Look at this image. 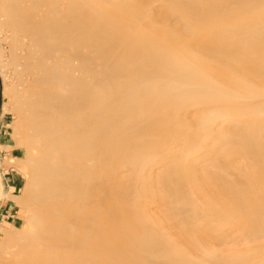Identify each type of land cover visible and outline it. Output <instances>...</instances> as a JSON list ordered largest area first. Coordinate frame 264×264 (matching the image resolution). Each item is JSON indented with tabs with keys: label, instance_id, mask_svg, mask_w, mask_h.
Here are the masks:
<instances>
[{
	"label": "rangeland",
	"instance_id": "obj_1",
	"mask_svg": "<svg viewBox=\"0 0 264 264\" xmlns=\"http://www.w3.org/2000/svg\"><path fill=\"white\" fill-rule=\"evenodd\" d=\"M31 1L32 0H0V264H144L143 260H146L148 256L152 255H154L158 261L161 259V261H167V259L171 258L181 261L183 264H187L181 252H184L185 248H187L186 251L191 252V258L195 257L194 259L201 264H264V236L252 241L243 239L245 231V228L242 226L243 219L233 216L232 214L226 215L228 205H226L225 202L223 203L222 199H218L220 197L217 198V195H219L218 190H212L214 194L211 193L212 191H210V193L205 192L202 187L203 185H201L198 186L196 189L197 191H193L196 192L194 199L196 200V206H198V208L195 206V209L201 211V217L198 222H205L207 229L206 235H196L193 238V240L198 243L195 244L197 246L194 249L195 251L193 250L194 252H192L188 247H192L191 242L189 243L186 241L184 236L178 233L179 231L177 229H172L173 226L171 223L174 220L176 221L175 215L177 214H171L174 220L173 218H169L166 216L167 212L164 211L167 208L164 209L165 206L162 207L159 204L158 199L160 198L161 191H158L160 189L163 190L162 184L167 180L162 177L160 178L157 171L151 173V178L147 176L145 179L135 180L136 182L132 180L133 169L131 170V167L133 166L131 162L140 160V158L146 156V153H157L158 156H162L164 159L167 157L165 162L169 164L170 167L183 166L185 161L188 162L187 164H190L189 162L210 163L212 160L220 158V161L215 160V163L211 165L210 171L213 173L219 174L224 170L232 168L241 174L247 172L251 164L245 167L244 165H240V161H236L234 164L227 167L230 158H238L243 155L237 152L223 154V145L218 151L210 149L209 144L212 143V141L215 143H222V139L224 138L223 132L229 127V125L225 123H221V125H225V127H219L220 124L215 122L217 118L221 119L224 117H221L222 115L220 113H224L223 115L226 114L223 107H221L222 111H218V108H216L217 106H214V109H217L216 111L220 115L216 113V119H211L212 122H210L209 118V120H205V117H203L206 114H210L209 112L214 109H211V107L206 108V106L203 107L202 104L208 105L210 102L220 101L222 98L219 99V91L215 94H204V96H200L199 93H188L186 95L184 93V95L180 96L181 100L189 104L180 103V101H178L179 98H177L176 102H178V105H185V109L183 110L184 113L187 114L190 112L191 114L189 113V118H187V122L185 121L186 123H184L183 126H178H182L183 129L180 130L181 128H177L171 137L168 138L164 137L159 130L152 129L151 126L144 124L143 119H141L138 114L142 111L151 114V108L154 107L155 104L150 102V99L148 100L150 103L137 101L129 104H119L117 107L119 111H117L116 108L104 119L107 123L109 122L108 124L113 122L118 126L109 127L103 131V135L98 139V142L102 144L104 141V148L102 151L94 154V156L92 154L93 151H87L85 148H82L84 147L83 143L76 144L73 140L70 134L72 129L68 126V121L66 119L67 115L64 114L58 99L59 95L67 94L69 91H76L79 97H81L83 90H87L86 92L91 94L90 97L89 94L87 97L89 103L93 101L99 105V99L105 100L107 94H105L106 92L99 83L101 80H104L106 76L105 66L107 61H105L104 53L109 52L111 49L118 53H122L127 50V47H134L136 53L140 55H144L148 49L159 51L161 54H164V58L168 57L167 59L179 62L177 65L169 67L166 73L176 70V67L186 69L188 66L187 61H189L188 56L190 53L193 54V51L191 49L182 51L181 47L185 44V41H188L186 39L168 41L160 37L172 31L169 24L163 22L168 15L183 16V20L184 17L188 20L195 15L202 16L208 14L204 16L206 20L204 19L202 25L192 23L188 20L192 28L197 29L198 32L200 30L202 31H200L199 40L203 43H207L206 32L209 33L213 31V27L218 30L221 28L222 30H219L221 36L229 37L231 31L228 27L240 26L247 21L253 23L257 22L259 16L264 15V6H259L249 11L237 9L236 5L230 3L228 0H184L187 1V3L196 4V8L187 7L183 0H108L104 5L106 9H101L94 13L93 23L91 24L93 32L91 35L89 34L87 37L86 34H83L85 33L84 30V32L77 35H63L56 38L52 37L49 32V27H47V25H51L52 21L59 16L58 12L52 11L50 13L49 11L50 5L53 4L55 0L53 2L52 0H40L35 6ZM122 2L131 4L133 6L132 9L120 8L119 4ZM115 3L117 4L115 5ZM201 4H203V6ZM115 6H117V8ZM140 6H149V8L152 6L146 21L144 18H141L144 19L141 22L138 20ZM37 9L39 10L37 11ZM35 11H37V13ZM111 13L114 14L112 15ZM136 13H138L137 17L134 16ZM109 14L112 16H109ZM119 14L126 19H122ZM153 14L156 18H154ZM102 18L103 20H101ZM133 18L136 19L133 20ZM152 18L153 20L155 19L154 22L151 21ZM127 19H129L130 22ZM131 20L135 21V24ZM116 21H123L122 23L125 25H118ZM101 22L105 24V29L108 31V34L105 36L102 35L100 30V26H102ZM147 22H149L148 25ZM152 22L155 25H151ZM27 29L31 31V35H28ZM36 29H39L41 32L35 33L34 31ZM116 29L118 33H116ZM121 29H123L122 38L124 39L112 37L115 34L119 36ZM135 29H138L137 32ZM154 29H159L158 31L162 32L159 37L157 33L153 32ZM127 39L131 41V44H129ZM141 44L146 45V48L139 47ZM121 47L123 49H121ZM256 48H259V46L257 45ZM229 51L235 52L236 48H232ZM53 54L55 56H53ZM131 61L132 63L130 62V66L132 67L136 62L133 60ZM67 63H74L77 65L78 71H72L67 66ZM112 63H116L117 65L123 64L124 59H113ZM38 66H40V68ZM27 67L39 70V81H33L31 75L26 72ZM100 71L102 73H100ZM67 72L69 74H67ZM71 72H73V74ZM61 74H64L70 81V86L54 81L52 82L51 78ZM71 74L75 77H72ZM71 77L72 80L74 79L73 81L70 79ZM238 78L241 77H232L230 83L232 80H237ZM203 87H207L206 89H210L211 92L220 89L221 91L222 89H230L227 87H219L220 89L217 88L216 90L215 86L209 82L204 83ZM211 87L214 89L212 90ZM244 87L248 90V94L251 97L247 102H244L243 99L238 101V105L234 107L232 119L234 118L235 120L236 118H240V120H237L241 121L242 119L247 126L252 125V122L255 120L264 125V79L257 80L255 78H250ZM33 90L39 91L45 95L39 111H41L40 117L44 120L43 123L48 124V129L45 130L46 136L41 140V144L44 145L51 155H49L50 159H54H51L53 162H58L72 172L74 182L80 190L79 193L74 192V194L76 193L74 196L73 193H70V195L68 194L69 196L63 195L59 200L55 196L56 192H53L55 189L51 187L54 186L56 178L51 175L45 174L38 180H29L28 155H26L28 153L25 151L27 137L25 135L26 124L24 110L27 97ZM177 91L180 90L177 89ZM164 92L166 91L164 90ZM117 94L118 93H116V95ZM151 96L153 97L154 95L151 94ZM171 103H173V101H171ZM198 107L202 110H198ZM188 109H190V111ZM125 110L131 115L129 121H126L122 116V114L126 112ZM187 110L188 112H185ZM165 112H167V110H165ZM197 112H201V115ZM202 112H205V114ZM198 114L202 117L198 116ZM196 116H198V118ZM226 116L227 114L225 118ZM203 118L205 120L204 122ZM219 119H217V121ZM209 123L214 124L212 126ZM141 124L143 125L141 126ZM216 124L218 125V129L223 127V131L221 130L222 133L219 132L217 127L215 129L214 125ZM129 125H131L133 129L131 128V130H128L126 133L122 134L121 130H118L120 126ZM188 125H192L193 127H206L208 125V128L214 127V129H212L213 135L209 137V135L201 134L202 136L199 138L201 141H198L199 146L201 145L204 150H199V154L198 152L195 154L197 156L199 155L200 158V155L208 153L207 155H202L205 157V160L202 159V161H200L198 157H193L194 153L189 152L187 149L188 146L183 143L186 141V138L183 136V131H186ZM51 128H53L54 131L51 132ZM95 128L96 127L93 125L87 127L88 130L92 131L95 130ZM49 131L50 134L48 135ZM216 132L217 134L220 133V136L217 135ZM216 135L217 139L220 137L221 140H217L216 137L214 138ZM211 137L214 139H211ZM209 138L212 141L209 140ZM150 140L152 141L150 142ZM169 142L172 143V145L167 146ZM203 151L205 152L203 153ZM210 154L213 155L211 156ZM206 157H208V159H206ZM258 157V154H248L247 159L255 160ZM93 159L95 163H93L94 161L92 162ZM91 165L93 168H91ZM158 166L159 164H156L154 169L156 167L158 168ZM236 166L239 167V169H236ZM7 173H10V175L12 174V179L18 183L17 189L14 190L15 196L10 198L12 200L13 212L11 213L12 217L8 219L5 218L6 214H3L2 211L4 201L9 198L3 189L4 177H6ZM88 173H90L89 176ZM227 177L233 179L232 175H227ZM83 181L85 183H83ZM100 181L102 184H99ZM153 183L156 185H153ZM146 184H150L148 185L150 186V190L152 189L158 192L157 195L154 191L153 193L155 194H153L152 191L150 192L149 188H147V191L154 196L142 201L144 203L143 205L140 206L139 201L134 199V201L130 202L132 198L129 202L126 200V198H130L128 194H126L127 197L125 198L124 192L128 193L126 191L128 190L127 188L130 186L142 188V185L146 186ZM97 185L100 186L98 187ZM83 186L84 188L89 186L86 188V191L87 193L90 192L92 195L90 196V193H88V200L90 203L87 202L86 194L84 195L86 191L83 192ZM152 186H155V189H153ZM245 188L249 194L257 192L264 199V179L257 182L255 185L252 183L247 184ZM106 190L108 192H106ZM119 191L123 194V196L120 195L122 198L118 196L120 193ZM102 196L105 197L101 198ZM92 200L93 202H91ZM133 203L138 204L135 205ZM178 203L180 202L176 201L173 205L178 206ZM197 203L199 205H197ZM83 204L84 206H82ZM133 205L136 206L134 209L137 208V210L132 209ZM82 209L84 212L83 216L81 215ZM88 209L91 210V212H89ZM147 209L150 211L149 214ZM70 210L73 213L75 212L76 215L75 213L72 214L69 212ZM85 210L88 214H101L91 223L92 228H88V231L86 230L87 233L85 232L82 234V232L85 231L83 227L86 225L84 217H86L87 213ZM66 218H68L67 222ZM177 218H180V214L177 215ZM239 223H241L240 226ZM81 225L84 226L81 227ZM149 227L153 230L151 233L149 232V235H146L145 232L149 230ZM73 231L75 233H73ZM160 233L171 242L173 250L170 248V252L167 251V253H165L162 250H156L146 244L149 236H153V234L161 235ZM76 234L78 235L76 236ZM82 236L87 238L85 247L77 249L75 253L74 251L59 250L60 245H65L61 244L62 241L66 239H79ZM203 236L206 237L207 240H204L206 238ZM221 236L226 237L222 240L223 244L213 245L211 243V241L217 242L215 241V237L220 238ZM238 239L240 241H238ZM209 248L210 250L212 248V250H208ZM208 251L214 254H221L223 252L221 255L223 257H228L230 261L206 260L204 257L210 254ZM224 252H226V255H224ZM114 257H119V260H113Z\"/></svg>",
	"mask_w": 264,
	"mask_h": 264
},
{
	"label": "bare ground",
	"instance_id": "obj_2",
	"mask_svg": "<svg viewBox=\"0 0 264 264\" xmlns=\"http://www.w3.org/2000/svg\"><path fill=\"white\" fill-rule=\"evenodd\" d=\"M53 1L54 0H52V2ZM106 1L108 2V0H55L53 2V4L50 5L49 11H50V13L52 11H54V12L56 11V12H58L59 16L57 19H54L52 21L51 25L49 24L50 26L47 25V27H49L50 34L52 35V37L58 38L59 36H63V35H66V36L77 35L79 33L84 32V30H85V33H83V34H86V36L88 37L89 34L91 35L93 32V27L91 26V24L93 23L94 13H96L97 11H99L101 9H106V7L104 6ZM228 1L230 3L235 4L237 9H239V10L244 9V10L251 11V10L258 8L259 6H264V0H228ZM31 2L35 6V5H37V3L40 2V0H32ZM183 2H185L186 6L190 7V8H196V6H197L196 4H191L190 2L187 3V1H184V0H183ZM23 3H24V1H23ZM109 3H107V4H109ZM116 4L117 3H115V5ZM201 5L203 6V4H201ZM201 5H199V6H201ZM119 6H120V8L122 7V8H129V9H132V7H133L128 2H122L119 4ZM103 7H105V8H103ZM115 7L117 8V6H115ZM150 8H149V6L148 7L140 6L139 11H138V13H139L138 20L140 22L143 21L144 19H145V21L148 19L149 12L151 11ZM38 10L39 9H37V11ZM37 11H35V12L37 13ZM155 12H157V11H155ZM117 13H119V12H117ZM126 13H128V12H126ZM138 13H136L134 16L137 17ZM112 15L109 14V16H112ZM205 15L207 16L208 14H205ZM205 15H202V16L195 15L194 17H191L188 20L192 23L202 25L204 23V19H205L204 16ZM119 16H121V15L119 14ZM132 16H133V14H132ZM236 16H237V14H236ZM130 17H131V15H130ZM124 18L122 17V19H124ZM141 18H144V19H141ZM150 18H151V16H150ZM154 18H156L155 15H154ZM165 18L166 19H164L163 22L166 24H169V26L172 28V31L170 33H167V34L165 33L164 35H161L162 32L158 31L159 29L158 30L154 29L153 32L157 33L158 37L161 35L160 37H162L163 39H166L168 41L169 40H183V39L184 40L186 39L188 41V42L185 41V44L182 43L183 46L181 47L182 51H184V50L187 51L189 49H191L193 51V54L190 53V55L188 56L190 62L187 61V65H188L187 68L181 69V68L176 67V70L170 71V73H166V72H168L169 67H171L172 65H177V63H179V62L167 59L168 57L164 58V54H161V52H159V51H154V50L148 49L144 55L143 54L140 55V54L136 53V49L134 47L133 48L127 47V50H125L122 53H118L113 49L109 50V52L104 53L105 61H107L106 66H105L106 76H105L104 80H101L99 83L100 86L103 87L104 91L106 92L105 94H107L106 95L107 97L105 100L99 99L100 100L99 105H97L93 101H91V103H89L87 101V97H88V94H89V97L91 94L86 92L87 90L86 91L83 90V94L81 97H79V94L76 91H69L67 94H62V95L58 96V99L60 101V105L63 109V112L65 115H67L66 119L68 121V126L72 129L70 134H71L73 140L76 142V144L83 143L84 147H82V148H85L87 151H89V150L93 151L92 154L94 156V154L102 151L104 148V141L102 144H99V142H98V139H100L103 135L102 134L103 131L105 129H108L109 127H117L118 126V125H115L113 122L108 124L109 122L107 123V121L104 120L105 118H107L108 114L111 111H114L119 106V104H121V103L122 104H125V103L129 104V103L141 101L143 103L153 102L155 104L154 107L151 108V110H152L151 114L148 112L147 113L143 112V111L138 113L139 116L141 117V119H143L144 124L151 126L152 129L159 130L160 133L163 134L164 137L168 138V137H171V135L174 133L175 130H177V128H181L180 130H182L183 124L186 123L187 118H189L190 112L187 114L184 113L183 110L185 109V105L184 104L178 105V102H176L177 98H179L178 101H180V103L189 104L188 102L181 100L180 96L184 95V93H185V95L188 93H199L200 96H204V94L205 95H209V93L215 94L219 91L218 92L219 96H220L219 99L222 98L220 101H213V102H210L208 105L200 103L203 105V107L204 106H206V108L211 107V109H214V106L215 107L217 106L216 108H218V111H222L221 107H223V109L226 111V114H227V116L225 118L226 114L223 115L224 113L223 114L220 113L222 115L221 117H223V116L224 117L221 118L219 116L221 119L217 118V119H219L218 121L216 119V113H218L216 111L217 109L216 110L214 109V110L209 112L210 114H206L203 116V117H205V120L210 119V122H212L211 119L212 120L216 119L215 122H218L220 124L219 127L223 126V125H221V123L222 124L225 123L226 125L227 124L229 125V127L225 129L226 131L223 132V136H224V138L222 139L223 144L222 143L221 144L215 143L214 141L211 140V139H214L215 137L217 139V135L220 136V133L217 134V132H216L217 135L214 136V138H212V137H211V139L209 138V140L212 141V143L209 144L210 149H213L214 151H216V150L218 151L219 148H221L223 145L224 146V148H223L224 153L223 152H221V153L226 154V153L237 152V153L243 155L241 157L239 156L238 158H236V157L230 158V161L228 162L227 167L229 165L234 164L236 161H240V165H242V166L244 165L245 167L248 164H251V166L248 167L247 172L241 174L239 172H236L234 170V168H232V169L224 170L222 173H219V174L213 173L212 171H210L211 165H212V163H215V160L220 161V158L212 160L210 163L209 162H207V163H198V162L191 163V162H189L190 164H187L188 162L185 161L183 166L170 167L169 164H167L165 162L167 157H165V159H164V158H162V156H158L157 153H155V154L154 153L153 154L146 153L145 157L140 158V160H138V161H135V162L132 161L131 162V165L133 166V167H131V170L133 169L132 170V177H133L132 180H134V182H136L135 180H140V179L142 180V179H145L147 176H149L151 178V176H150L151 173L152 172L155 173V171H157L159 173L160 178L162 177L163 179L167 180L164 184H162L163 190L162 189H160L159 191L157 190L158 192L161 191L160 192L161 193L160 198L159 199L157 198V199L159 200V204L162 207L165 206L164 209L167 208L169 210V211L167 209L164 210L165 212H167V214L166 213L165 214L169 218H173V220H174V217L171 214H173V215H175V214L179 215L180 214V218H177V215H175L176 221L175 220L173 221L171 219L173 221L171 223L173 226L172 229L173 228L177 229L179 231L178 233L183 235L186 241H188L189 243L191 242L192 247L188 246L190 248V249L189 248L188 249L191 250L192 252L195 251L194 249L197 246L195 244L198 243V242L194 241L193 238L196 235L202 236L203 234L206 233V229H207V225L205 222H198L200 217H201V211L195 209L196 200L194 199V195L196 192H193V191H195L198 188V186H201V185H203L202 187L205 190V192L210 193V191H212V190H218L219 191V193H218L219 195H217V198L220 197L218 199H222L223 203L225 202V204L228 205V209H227L228 211H227L226 215L232 214L233 216L241 217L243 219L242 220L243 221L242 226L245 228L243 239H247L250 241L259 239L260 237L264 236V199L257 192L254 194H249L246 191L245 186L247 184H251V183L255 185L257 182L264 179V164H263L264 163V125L261 122H258L255 120L252 122V125L247 126V124L245 122H243L242 119H241V121H239L240 118H236L234 120V118L232 119V116H233L234 107H236L239 103L238 101L243 99L244 102H247V100H249L251 97L248 94V90H246V88L244 87V85L247 84L248 80L250 78H255L257 80L264 79V15L259 16L258 21L255 23L247 21L246 23H243L240 26L228 27V28H230L229 30L231 31V33H230L231 35L229 37L228 36H221L219 30H222V29L219 28V30H218L216 28L214 29V27H213V31H211L209 33L206 32V39L208 40L207 43H205V42L203 43L202 41L199 40L200 34L202 31L200 30L201 32L200 31L198 32L197 29L192 28L186 17H184V20H183V16L180 17V16H175V15H168ZM134 19H136V18H133V20ZM101 20H103V18ZM127 20H129V19H127ZM133 20H131V21L134 23L135 21H133ZM154 20H153V18L151 19V21H153V22H154ZM122 22L118 21L117 23H118V25H125ZM129 22H130V20H129ZM137 22H136V24H137ZM153 22L151 23V25L152 24L155 25ZM119 23H122V24H119ZM101 24L103 27L100 26V30H101L102 35L105 36L106 34H108V31H107V29H105V24L103 22H101ZM148 24H149V22H147V25ZM88 26H89V29H88ZM209 27H211V26H209ZM138 29H135V31L137 32ZM133 30H134V28H133ZM116 31L115 32L118 33L117 29H116ZM122 31H123V29H121V33L119 34V36L117 34H115L112 37L121 39L122 38ZM34 32L38 33L41 31L39 29H36ZM150 32H151V30H150ZM27 33H28V35H31V31H29L28 29H27ZM127 36H126V38H127ZM122 39H124V38H122ZM131 39H132V37H131ZM127 41H129V40L127 39ZM133 41H134V39H133ZM130 42L131 41H129V44H131ZM257 45L259 46V48H256ZM145 46L146 45H142V44L139 45V47H142V48H146ZM232 48H236V51L235 52L229 51ZM121 49H123V48L121 47ZM195 54H196V56H195ZM53 56H55V55L53 54ZM166 56H168V55H166ZM11 58H12V56H11ZM118 58H123L124 63L119 64V65H117L116 63L113 64L112 60L118 59ZM131 60L136 62V63H134V65H132V67L130 66V62L132 63ZM42 62H43V60H42ZM73 64L67 63V66L72 71L75 70L77 72L78 66L75 64L73 65ZM101 65H103V64H101ZM43 66H44V64H43ZM38 67L40 68V66H38ZM26 70H27L26 72H28L31 75V77L33 78V81H36V80L39 81V70L38 69L34 70V68L30 69V67H27ZM71 73L73 74V72H71ZM100 73H102V72L100 71ZM67 74H69V73L67 72ZM26 75H28V74H26ZM19 76H21V75H19ZM234 76L241 77V78H238L237 80H232L230 83V80ZM72 77H75V76L72 75ZM72 77L70 78L71 80H72ZM227 77H229L230 79ZM51 80H52V82L54 81L56 83L58 82V83L70 86V81L66 78V76L64 74L57 75V76L51 78ZM206 82H209L210 84L215 86L216 90H217V88L220 89L219 87H227L230 89H222V91L220 89V90L211 92L210 89H206L207 87L206 88L203 87V84ZM204 86H206V85H204ZM208 88H209V86H208ZM211 88H212V90L214 89L213 87H211ZM177 89H179L180 91H177ZM164 90L166 92H164ZM28 93H30V92H28ZM116 93H118V94L116 95ZM151 94H153L154 96L152 97ZM44 96L45 95L43 93H40L39 91L33 90L28 95L27 102L25 104V110H24L25 111V114H24L25 115V124H26L25 135L27 137V140L25 143L26 144L25 145V147H26L25 151H27L26 153H28L26 155H28L27 162H28V167H29V180H38V179L42 178L45 174L55 177L56 180L54 181V186H51V187L55 189L53 192H56L55 196L60 200L63 195L66 196L68 194L70 195V193L71 194L73 193V196H74L76 194V193L74 194V192L79 193L80 190L74 182V177H73L72 172L69 169H67L65 166H62L61 164H59L58 162H53L52 160H54V159H52V158H51L52 160L50 159L51 155L49 154L47 149L44 147V145L41 144V140L44 139V137L46 136L45 130L48 129V124L43 123L44 120L42 119V117H40L41 111H39V108L41 107ZM210 97H211V95H210ZM196 98H197V96H196ZM214 98H217V97H214ZM171 101H173V103H171ZM132 105H135V104H132ZM138 107H139V105H138ZM199 109L200 108L198 107V110ZM165 110H167V112H165ZM188 110L190 111V109H188ZM188 110L185 112H188ZM200 110H202V109H200ZM117 111H119L118 108H117ZM194 111H196V110H194ZM127 112L128 111L124 112L122 114V116L126 121L127 120L129 121L131 118V115H130V113H127ZM197 113H199L201 115V112H197ZM199 114H198V116H200ZM203 114H205V112ZM187 115H188V117H187ZM198 116H196V117L198 118ZM200 117H202V116H200ZM190 118H191V115H190ZM237 119H239V120H237ZM205 120L203 118V122ZM246 120H248V119H246ZM188 122H189V120H188ZM209 124H211L213 126L212 123H209ZM89 125L95 126L96 127L95 130H93V131L88 130L87 127ZM142 125L143 124H141V126ZM179 125H182V126L178 127ZM214 126L216 129V127L218 125L216 124ZM208 127H209V125L206 127H193L192 125H190V126L188 125L186 131H183L184 132L183 136L186 138V141L183 143H185L186 146H188L187 149L189 150V152L194 153L193 157L196 156L199 158V155L197 156L195 153H197L199 150H201V151L204 150L203 147L201 145L199 146V144H198V141H201V140H199V138H201V136L204 134L209 135V137H210V135H213L212 129H214V127H212V128H208ZM223 127H225V125ZM131 128L133 129V127L131 125L120 126V129L118 127V130L119 131L121 130V132L123 134V133H126L128 130L130 131ZM139 128H142V127H139ZM222 128L218 129V127H217V129L221 133L223 131ZM51 129H52V130H50L51 132L54 131L53 128H51ZM50 131L48 132V135L50 134ZM151 136H152V134H151ZM218 139L221 140L220 137ZM151 141L152 140H150V142ZM203 142H205V141H203ZM204 144H202V145H204ZM169 145H172V143H170V142L167 143V146H169ZM188 150H186V151H188ZM205 151H206V149H205ZM205 151H203V153ZM208 151H209V149H208ZM104 152H103V154H104ZM101 154H102V152H101ZM198 154H199V152H198ZM205 154L207 155L208 153H204L202 155H205ZM248 154H258L259 157L255 160H249V159H247ZM159 155H161V154H159ZM202 155H200V158L199 159L197 158V159L202 161V159L205 158ZM208 157H206V159H208ZM94 159H96V158H94ZM94 159L92 160V162L94 161L93 163H95ZM156 164H159V166H158V168L156 167L154 169ZM93 166H94V164H93ZM93 166L91 168H93ZM236 169H239V167H237ZM100 171H98V172H100ZM101 173H103V172H101ZM89 174L90 173H88V176H89ZM56 175H58V176H56ZM154 175H152V176H154ZM227 175H232L233 179H230L229 177H227ZM95 176H94V178H95ZM88 178H90V177H88ZM78 180H79V178H78ZM100 182H99V184H102V182L101 183ZM83 183H85V182L83 181ZM129 183H131V182H129ZM143 185H144V183H143ZM143 185H142V188L141 187L137 188L136 186H133V187L130 186L129 188H127L128 190H126L128 193H125L123 191L125 194V198L127 197L126 194H128V196L130 197V198L128 197L129 199L126 198V200H128V202H129V200H131V198H132V200L130 202H132L134 200H138L139 205L141 206L144 204L142 201H145L148 198H150L151 196H154L153 194H155V193L157 195L158 192H155L152 189L150 190V186H148L150 184H148V185L146 184V186H143ZM153 185H156V184L153 183ZM84 186L82 189L83 192H85L86 188L89 187V186H87L84 188ZM97 186L99 187L100 185H97ZM103 186H104V184H103ZM147 188H149L150 192L152 191V193H153V191H154L155 193H153L151 195V193H149V191H147ZM152 188L155 189V186H152ZM106 192H108V191L106 190ZM88 193H90V192H88ZM88 193H87V191H86V193H84V195L86 194L85 196H86L87 200L89 199ZM120 193L118 194V196L119 197L123 196V194L122 193L120 194ZM211 193L214 194L213 191ZM65 196H64V199H65ZM90 196H92L91 193H90ZM51 197H52V195H51ZM104 197L105 196H102L101 198H104ZM66 198H68V197H66ZM217 198H216V200H217ZM64 199H62V200H64ZM197 199H199V198H197ZM100 200H102V199H100ZM176 201L180 202V203H178V206L173 205V203ZM87 202L90 203L89 200ZM91 202H93V200ZM133 204H135V203H133ZM137 204H135V205H137ZM135 205H133V208H132L133 210H137V208L134 209L136 207ZM139 205H138V210H139ZM197 205H199V204L197 203ZM82 206H84V204ZM87 206H88V204H87ZM161 206H159V207H161ZM196 207L198 208V206H196ZM88 208H89V206H88ZM71 210L69 212H71ZM77 212H79V211H77ZM89 212H91V210H89ZM154 212H156V211H154ZM71 213L74 214L75 212L74 213L71 212ZM83 213L84 212L82 209V213H81L82 216H83ZM86 213H87V215H86V217H84L86 225L85 226L81 225V227L84 226L83 228L85 230L84 232H82V234H84L85 232L87 233L88 228H92L91 223L93 222V220L95 218H98L97 217L98 215L101 214V213H99V214L98 213H89L88 214L87 211H86ZM149 213H150V211L148 212V214ZM65 215H68V214H65ZM75 215H76V213H75ZM67 219L68 218H66V222H67ZM155 222H157V221H155ZM240 224L241 223H239V226H240ZM79 229H81V228H79ZM74 230H76V229H74ZM152 230L153 229H150V227H149V230L145 232L146 235L147 234L149 235V232L151 233ZM73 233H75V232L73 231ZM78 234L80 235L79 232H78ZM78 234H76V236ZM204 238H206V237H204ZM215 238H216L215 241H217V242L211 241V243L213 245H216V244L220 245V244H223L222 240H224L226 237L221 236L220 238L219 237H215ZM86 239L87 238L85 236L84 237L82 236L81 238L74 239V240L66 239L65 241L61 242V244H65V245H60L59 250L69 251V252L74 251V253H75L77 251V249H79L81 247H85ZM204 240H207V238ZM238 241H240V240L238 239ZM141 244H143V243H141ZM146 244H148L149 246L153 247L156 250H162L165 253H167V251H169L170 248L173 250V246L171 245V242L163 234H161V235H159V234L154 235L153 234V236H149ZM206 247H207V245H206ZM208 247H210V246H208ZM186 250H187V248H185L184 252L183 251H181V252L184 255L183 256L184 259H186L187 264H201L196 259H194L195 257H194L193 253L192 254H193L194 258H191V254H190L191 252L186 251ZM208 250H210V248ZM211 250H212V248H211ZM217 252H219V251H217ZM196 253H197V251H196ZM208 253H210V254H208L204 257L206 260H209V261L210 260L211 261L221 260L224 262L230 261V259L228 257H223L221 255L223 252L221 254H214V253H211L208 251ZM224 253H225L224 255H226V252H224ZM114 259L119 260V257H114L113 260ZM161 260L158 261V259H156V257H154V255H152V256H148L146 260H143V262H144V264H183V263H181V261L173 260L171 258L167 259V261H161Z\"/></svg>",
	"mask_w": 264,
	"mask_h": 264
},
{
	"label": "crops",
	"instance_id": "obj_3",
	"mask_svg": "<svg viewBox=\"0 0 264 264\" xmlns=\"http://www.w3.org/2000/svg\"><path fill=\"white\" fill-rule=\"evenodd\" d=\"M12 178V174L10 175V173H7L6 177H4L3 183V189L5 190V194L9 197L8 199H6V201H4L2 210L3 214H6V219L12 217L11 213L13 212V205L11 203L12 200L10 198L15 196L14 190L17 189L18 185L17 181L13 180Z\"/></svg>",
	"mask_w": 264,
	"mask_h": 264
}]
</instances>
